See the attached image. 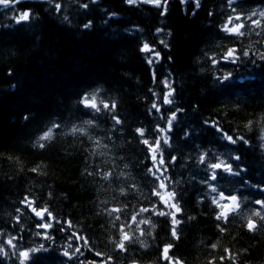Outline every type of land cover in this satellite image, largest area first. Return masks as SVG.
Masks as SVG:
<instances>
[{"label": "trees", "instance_id": "trees-1", "mask_svg": "<svg viewBox=\"0 0 264 264\" xmlns=\"http://www.w3.org/2000/svg\"><path fill=\"white\" fill-rule=\"evenodd\" d=\"M261 2L238 0L239 6L233 7L248 14L264 9ZM160 4L23 0L16 8L33 16L21 24L13 19L18 13L0 7V241L15 236L18 249L41 243L48 248L26 264H264V229L249 232L246 227L249 218L258 228L264 224L252 215L259 207L255 201L264 200V191H257L264 189V60L258 55L264 52V18L253 17L260 27L245 23L241 36L223 30L226 24L233 27L228 17L236 15L227 0ZM88 21L92 26L85 29ZM145 42L160 53L153 65L146 62L152 54L140 52ZM230 48L240 59L213 65L212 59L219 60ZM243 51H249V57H243ZM165 80L175 90L170 105L162 102L169 90ZM85 94L96 95L99 113L80 103ZM100 101L115 102V110L103 109ZM153 103L160 112L152 109ZM177 108L182 111L173 131L167 137L158 134L157 126L166 129ZM113 115L122 123L115 124ZM206 121H215L234 138L243 135L249 143L231 145ZM56 123L60 127L52 129L49 140L39 141ZM137 128L144 130L143 137ZM184 131L192 135L185 139ZM158 135L161 171L166 167L169 178L165 189L149 172L156 169L142 143L147 139L154 144ZM164 138H170V145ZM204 153L207 163L225 161L240 172L237 176L217 170V180L210 181L218 192L238 195L240 208L235 212L230 211L233 205L217 208L212 203L217 193L202 183L211 173L199 162ZM160 155L158 151L157 161ZM236 155L239 161L232 160ZM170 157H176L175 163ZM106 172L112 174L108 180L103 179ZM173 190L182 208L177 215L179 239L171 236V217L152 211H173L154 195L159 191L167 199ZM25 197L61 221L48 230L54 242L35 235L44 230L36 228L39 218L21 203ZM114 208L120 211L109 216ZM141 208L149 212L140 213ZM220 211L228 213L227 220L215 219ZM133 215L137 223H150L137 229ZM120 225L138 238L126 244V252L113 243L119 242ZM73 233L88 245L70 239ZM69 244L70 254L79 247L83 255L64 257ZM169 244L165 259L163 249ZM4 252L2 264H20L13 254L17 249L5 244Z\"/></svg>", "mask_w": 264, "mask_h": 264}, {"label": "snow or ice", "instance_id": "snow-or-ice-1", "mask_svg": "<svg viewBox=\"0 0 264 264\" xmlns=\"http://www.w3.org/2000/svg\"><path fill=\"white\" fill-rule=\"evenodd\" d=\"M23 0H0V7L6 9V10H10L12 12L18 13L17 15H15L13 17V19L15 20V22L17 24H21L22 22H28L30 21V19L33 16V13L30 10H25L23 12H20L17 8L16 5L22 3ZM97 0H92V3H96ZM125 2L129 5L132 4H136L138 2V0H125ZM143 3H151L154 4L156 7H161L160 4V0H142ZM229 6L231 7V11L232 13H236V15L233 16H229L228 17V24H233L232 28H228L227 24L224 26L223 30L225 32L228 33H234L236 35H244V33L241 31L242 28H244L245 23H250L255 25L256 27H260V20L259 19H253V17H261L264 18V9H261L259 11L257 10H253L248 14H245L243 11L240 13L236 12V7H233L234 4H236L237 6H239L238 4V0H227ZM262 4H264V0H262L261 2ZM61 5L59 3H57L55 5V8L57 11H59ZM80 7L87 9L88 8V4H81ZM163 15V13H161ZM65 20L68 19L67 16L64 17ZM92 26V22L88 21L87 23H85L83 25V27L85 29H88ZM161 31V29H157V32L159 33ZM259 35V33H257ZM161 44H164V40H160ZM165 47H167V45L165 44ZM140 52L142 53H151L152 55L149 56L147 58V63L149 65H153L156 61H158V59L160 58V53L154 51L153 48H150L149 44L147 42L143 43V46L140 48ZM243 57H249V51H243L242 53ZM256 55V54H254ZM259 58L261 60H264V52L258 53ZM169 59L171 60V57H169ZM240 59L239 56L236 55V49L234 48H230L226 51V53L220 57L219 60L217 59H212V63L213 65H216L217 63H219L221 60L222 61H231L233 63H235L236 61H238ZM253 63H255V61H251ZM224 78V76L222 77ZM229 78V77H228ZM227 78V79H228ZM226 79V80H227ZM164 85L165 87H167L169 90L167 91V93L164 94L163 98H162V102L165 105H170L172 104L174 101L172 99L173 94H174V89L170 86L168 80L164 81ZM155 95V93H154ZM80 103L84 106V108H90L92 110H95V112L99 113L101 111V107L100 105H98L97 103V97L95 94L93 95H88L85 94L81 100ZM100 104H102L103 109L112 112L115 110L116 108V103L113 102L111 105L107 102L104 101H100ZM152 109H155L156 112H160V108L156 103L152 104ZM182 110L177 108L175 111L172 112V115L167 119V128H160L159 126H157L156 131L158 134H164L165 137H167L168 133H171L173 131V122L177 119L178 114L181 112ZM113 121L115 122V124L119 125L122 123V121L120 120V118L116 115L112 116ZM92 120L89 121V123ZM205 124H207L210 127L215 128L222 136V138L224 140H226L228 143H230L231 145H237L238 143H243L245 145H247L249 142L248 140H246L244 138L243 135H237L235 138L233 137V135H229L227 132H225L222 128H220V126L218 125V123H216L215 121L211 122L209 124V122H204ZM251 124V123H250ZM60 125L58 123L53 124L51 128H49L47 131H44L43 135H41L39 137V141H45V140H49V137L52 134V129L54 128H59ZM136 132L143 137L144 136V130L142 128H137ZM192 133L190 131H184L183 132V137L185 139H187L189 136H191ZM261 139H264V137H262ZM38 141V146L40 148L44 147L43 143H39ZM142 143L144 145H146L148 147L149 150V154H150V159L153 162V167L156 169L155 172H153V170L150 168L149 172H152V174L154 175V177L160 181L159 183V188L160 189H165L167 186L164 183L165 180H168L169 178L167 176L164 175V172L167 171V168L165 167L163 169V171H161V167L164 165V159H163V155H162V149H161V138L158 135L156 141L154 144H149V141L147 139H143ZM163 143L165 145H170V138H164ZM160 152V159L157 161V152ZM207 153L202 154L199 157V162L201 164H204V166L206 168L211 169V173L210 174H206L205 177L202 180V183L207 184L211 190V192L213 193H217V197H214L212 200V203L216 205L217 208H221V205H233L231 210L232 212H235L237 209L240 208V200L238 195L235 194H228L225 195L224 192H218L217 188L215 186H212L210 184V181H215L217 180V170H222L226 173L232 174V175H239L240 172L239 171H234L233 166L231 163H227L225 161H219V162H214V163H207L205 157H206ZM217 159H219L217 157ZM241 159V157L239 155H236L234 157H232V160L234 161H239ZM176 161V157H170V162L171 163H175ZM32 171H36V169H32ZM89 175H92V173H89ZM112 174L110 172H106L103 173V179L108 180L110 178ZM170 182V181H169ZM257 191H264V189L261 188H257ZM154 195L159 196L160 197V201H163L164 205L166 208H171L173 211H159L158 213L155 212V209H153V213L154 214H158L159 216H170L171 217V225H172V229H171V236L175 239H179V236L177 235V226L181 223L180 220L177 219V215L180 214L182 212V208L179 205V201L176 199L177 197V193L175 190L168 192V198L165 199L164 196H160L159 191H154ZM158 201V203L160 202ZM171 201V202H170ZM220 201H226L229 203H220ZM234 202V204H233ZM22 204H24L26 206V208L31 209V212L35 214V217L39 218L40 222L36 224V228L37 229H43V232L37 231L35 233V235L37 237H42L44 240H53L54 242V237H52L49 234V229H52L54 224L53 222H55V224H61V221H59L58 219H56L55 216H53L52 212L49 211L47 209V207L41 209V210H37L36 207H33V201L29 200L28 197H25L23 201H21ZM255 204L258 205V210L254 211L252 213L253 216L255 217H259L260 220L264 221V215H262V213H264V200H256ZM19 211V209L17 210ZM120 209L118 208H114L112 210H110L108 212V215L111 216L113 212H119ZM149 212L148 208H141L140 209V213H147ZM45 214H47L48 220L47 222H44L45 220ZM228 217V213L227 214H223L221 213V211L216 215L215 219L217 221H221V220H227ZM17 221H19V217L16 218ZM116 220H119L120 217L117 216L115 217ZM189 219H194V217H189ZM131 221L132 223L137 224V229H139V224H148L150 223L149 220L147 219H141L139 221V223H137V218L136 215H133L131 217ZM68 227H71V221H67L66 222ZM129 228H131V225H128ZM246 227L248 229L249 232L252 231H259L260 229H264V224H261L258 228L257 223L249 218L247 220V224ZM125 225H120L119 227V242L117 243L116 241H113V243L115 244V247H117L120 251L122 252H126L127 248H126V244L127 243H135L136 239H138L137 237H135L134 235H130L129 232H126L125 230ZM61 231H64V227L61 226L60 228ZM220 231L223 232L224 229L220 228ZM141 235H143V231L141 230ZM23 237H21L22 239ZM71 238H75L77 240H83L84 241V246L88 245V241L87 239H85L82 236H77L75 233L72 234ZM17 239V237H12L11 239L7 240L6 242L4 241H0V253L7 255L6 252H4V246L5 244L7 246H11L13 249H17V253H13L14 255H17V258L20 260V264H26V262H29L31 260V257L33 254L35 253H39V252H46L48 251V248L41 243L38 247H32V248H28L27 250H22V249H18L17 248V244L14 243V241ZM141 246L143 247L144 244L141 241ZM172 247L171 244L167 245L164 247L163 249V255L165 259H168V252L169 249ZM72 248V245L69 244L68 248L65 249L63 251V256L67 257L69 260H71L73 258V256H75L77 253L80 255H83L81 248L77 247L75 248L74 252H72L70 254L69 249ZM212 248H216V244L212 245ZM228 250L225 249V252H227ZM97 256L102 255L101 253H96ZM231 256V254H230ZM233 260L235 259L234 257H231ZM109 259H111L109 257ZM221 259H224L223 256H221ZM0 264H2V262H0ZM103 264H107V261H104ZM175 264H179V261L175 262Z\"/></svg>", "mask_w": 264, "mask_h": 264}, {"label": "rangeland", "instance_id": "rangeland-1", "mask_svg": "<svg viewBox=\"0 0 264 264\" xmlns=\"http://www.w3.org/2000/svg\"><path fill=\"white\" fill-rule=\"evenodd\" d=\"M138 1H142V0H138ZM163 2V0H160V3Z\"/></svg>", "mask_w": 264, "mask_h": 264}, {"label": "bare ground", "instance_id": "bare-ground-1", "mask_svg": "<svg viewBox=\"0 0 264 264\" xmlns=\"http://www.w3.org/2000/svg\"><path fill=\"white\" fill-rule=\"evenodd\" d=\"M70 15V14H69ZM144 165V164H143ZM231 206V205H230Z\"/></svg>", "mask_w": 264, "mask_h": 264}, {"label": "water", "instance_id": "water-1", "mask_svg": "<svg viewBox=\"0 0 264 264\" xmlns=\"http://www.w3.org/2000/svg\"><path fill=\"white\" fill-rule=\"evenodd\" d=\"M149 264V263H148Z\"/></svg>", "mask_w": 264, "mask_h": 264}]
</instances>
